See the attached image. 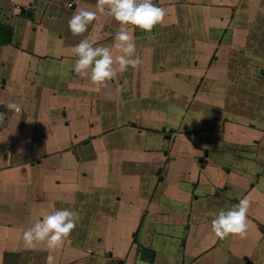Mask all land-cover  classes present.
<instances>
[{
    "label": "crops",
    "instance_id": "1",
    "mask_svg": "<svg viewBox=\"0 0 264 264\" xmlns=\"http://www.w3.org/2000/svg\"><path fill=\"white\" fill-rule=\"evenodd\" d=\"M154 2L166 15L133 32L141 63L109 82L111 130L120 110L72 71L88 33L68 20L95 0H0V264H45L22 232L59 208L79 218L55 264H264V0ZM93 25L111 48L118 23ZM244 196L246 233L216 237Z\"/></svg>",
    "mask_w": 264,
    "mask_h": 264
},
{
    "label": "clouds",
    "instance_id": "2",
    "mask_svg": "<svg viewBox=\"0 0 264 264\" xmlns=\"http://www.w3.org/2000/svg\"><path fill=\"white\" fill-rule=\"evenodd\" d=\"M100 14L109 15L119 25L113 34L111 48L99 44L97 36L89 29ZM165 15L166 9L154 0H95L94 10L78 7L68 20V28L73 35L88 34L72 49L75 57L72 71L82 78L86 77L93 85L106 88L110 81L118 79L119 73L127 71L129 67L136 68L141 63L136 54L135 29L151 32L154 26L163 21ZM112 48L120 54L113 55ZM6 107L20 113L23 105L10 100ZM249 208L250 200L244 196L230 208L219 210L211 220V232L220 239L230 234L243 236L248 228ZM78 218V213L69 208L54 209L35 219L23 230V243L28 248L38 243L46 244L50 254L45 264H55L51 251L63 245L76 227Z\"/></svg>",
    "mask_w": 264,
    "mask_h": 264
},
{
    "label": "rangeland",
    "instance_id": "3",
    "mask_svg": "<svg viewBox=\"0 0 264 264\" xmlns=\"http://www.w3.org/2000/svg\"><path fill=\"white\" fill-rule=\"evenodd\" d=\"M262 70L264 72V68ZM262 75H264V74H262ZM109 88H111L109 86V84H108V86L106 88H101V90L103 91L102 92V97H105L107 100L101 101L102 103L97 104V107L98 108H105V109H108V110L111 109L109 111L120 110L121 116L115 117V120H114L115 123L114 124L111 123V127L110 128H111V130H114V127H115V129L116 128H122L123 129V124L125 123V122H123V103H120V101L118 100L119 98H117L116 94H111V91H109ZM122 88H123V86H122ZM119 89H120V86L117 85L116 86V91H118ZM130 123H132V122H130ZM120 137H121V135H120ZM121 141L123 142V136H122ZM122 155H123V150H122ZM86 157L88 158V155H86V151H85L84 152V158H86ZM101 159H102V162H103L105 157L103 155H101ZM101 167L102 166L100 165L97 168L100 169Z\"/></svg>",
    "mask_w": 264,
    "mask_h": 264
}]
</instances>
